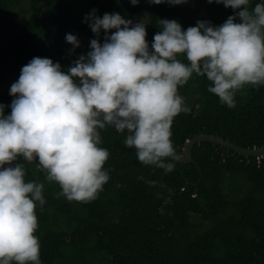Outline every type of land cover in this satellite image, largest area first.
I'll list each match as a JSON object with an SVG mask.
<instances>
[{
  "label": "trees",
  "instance_id": "trees-1",
  "mask_svg": "<svg viewBox=\"0 0 264 264\" xmlns=\"http://www.w3.org/2000/svg\"><path fill=\"white\" fill-rule=\"evenodd\" d=\"M258 2L251 0L250 9ZM93 9L101 17L119 13L133 24L143 22L150 46L162 30L161 19L177 20L187 29L201 20L219 26L234 15L208 0L175 6L149 0L138 5L130 0H0V82L6 72L19 77L33 57L59 62L66 72L91 50L92 39L103 43V31L97 37L85 22ZM69 33L80 41L74 51L65 39ZM178 59L190 63L184 55ZM210 84L193 73L178 88L190 111L174 118L175 151L182 155L186 143L200 135L264 148V84L237 90L234 107L209 92ZM13 99L10 90L0 94L6 115ZM98 131L99 146L109 152L104 165L109 180L92 200L59 195V183L47 179L38 159L16 161L26 182L43 184L45 203L35 202L42 264H264V157L203 142L193 149L195 164L171 160L174 166L165 170L140 162L135 148L124 144L126 131L111 125Z\"/></svg>",
  "mask_w": 264,
  "mask_h": 264
},
{
  "label": "clouds",
  "instance_id": "clouds-1",
  "mask_svg": "<svg viewBox=\"0 0 264 264\" xmlns=\"http://www.w3.org/2000/svg\"><path fill=\"white\" fill-rule=\"evenodd\" d=\"M149 2L175 6L187 0ZM208 2L234 15L219 26L201 20L187 29L161 19L151 46L143 22L133 24L119 13L101 17L93 9L85 22L97 37L103 31V43L92 39L91 50L66 72L47 57H33L21 68L10 88L11 113L0 104V264H42L35 202L45 203L43 184L25 181L18 157L38 159L47 179L59 183V195L92 200L109 180V152L99 146L98 129L126 131L124 144L135 148L140 162L171 170L169 161L179 158L171 126L190 111L178 88L193 73L206 76L208 91L228 107L243 86L264 84V0L251 9V0ZM65 39L73 51L81 46L73 34Z\"/></svg>",
  "mask_w": 264,
  "mask_h": 264
},
{
  "label": "water",
  "instance_id": "water-1",
  "mask_svg": "<svg viewBox=\"0 0 264 264\" xmlns=\"http://www.w3.org/2000/svg\"><path fill=\"white\" fill-rule=\"evenodd\" d=\"M203 142H210L215 145H220L228 150H232L239 155L245 156V157H264V148H254V149H247L243 148L241 146H238L230 141L224 140L220 137L214 136V135H200L197 136L191 140H189L183 150V154L179 155L176 151V155L179 157L176 159L180 164L187 165V164H195V161L192 156L193 149L195 145L201 144ZM201 181V179H200ZM171 194H173V191H171ZM172 202V197L169 199V201L164 205L163 211L165 208Z\"/></svg>",
  "mask_w": 264,
  "mask_h": 264
},
{
  "label": "rangeland",
  "instance_id": "rangeland-1",
  "mask_svg": "<svg viewBox=\"0 0 264 264\" xmlns=\"http://www.w3.org/2000/svg\"><path fill=\"white\" fill-rule=\"evenodd\" d=\"M192 6H195V2H192ZM147 14H141L140 16H146ZM18 21V20H17ZM1 28V26H0ZM5 78L3 81L0 82V94L6 93L8 90H10L11 85L18 80V76L8 73H5Z\"/></svg>",
  "mask_w": 264,
  "mask_h": 264
}]
</instances>
